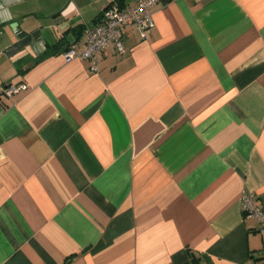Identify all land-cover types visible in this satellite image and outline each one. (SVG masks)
<instances>
[{
    "label": "crops",
    "instance_id": "crops-1",
    "mask_svg": "<svg viewBox=\"0 0 264 264\" xmlns=\"http://www.w3.org/2000/svg\"><path fill=\"white\" fill-rule=\"evenodd\" d=\"M140 1L0 0V264H264V0H169L64 60Z\"/></svg>",
    "mask_w": 264,
    "mask_h": 264
},
{
    "label": "built area",
    "instance_id": "built-area-1",
    "mask_svg": "<svg viewBox=\"0 0 264 264\" xmlns=\"http://www.w3.org/2000/svg\"><path fill=\"white\" fill-rule=\"evenodd\" d=\"M168 1L141 0L128 8H122L118 3L113 2L100 15L94 26L84 27L83 33L86 39L84 45L73 43L67 47L62 53L64 60L67 63L77 59L98 62L100 54L110 48L117 54L124 55L126 29L135 26L141 31L143 39H146V33L154 26L152 9ZM92 70L98 71L97 64ZM26 90H28L26 85L8 84L1 87V92L6 97ZM242 210L245 217L258 221L259 231L264 234V208L255 194H245L242 197Z\"/></svg>",
    "mask_w": 264,
    "mask_h": 264
},
{
    "label": "water",
    "instance_id": "water-1",
    "mask_svg": "<svg viewBox=\"0 0 264 264\" xmlns=\"http://www.w3.org/2000/svg\"><path fill=\"white\" fill-rule=\"evenodd\" d=\"M10 1H13V0H3V3H4V5L6 6L7 3H9Z\"/></svg>",
    "mask_w": 264,
    "mask_h": 264
},
{
    "label": "rangeland",
    "instance_id": "rangeland-1",
    "mask_svg": "<svg viewBox=\"0 0 264 264\" xmlns=\"http://www.w3.org/2000/svg\"><path fill=\"white\" fill-rule=\"evenodd\" d=\"M23 12H27V11H23ZM10 29L12 30L13 28H12V25L10 26ZM14 32H15V29H14Z\"/></svg>",
    "mask_w": 264,
    "mask_h": 264
},
{
    "label": "trees",
    "instance_id": "trees-1",
    "mask_svg": "<svg viewBox=\"0 0 264 264\" xmlns=\"http://www.w3.org/2000/svg\"><path fill=\"white\" fill-rule=\"evenodd\" d=\"M111 4H112V3H111ZM111 4H110V5H111ZM110 5H109V6H110ZM109 6H108V7H109ZM195 263H196V260H194V264H195Z\"/></svg>",
    "mask_w": 264,
    "mask_h": 264
}]
</instances>
